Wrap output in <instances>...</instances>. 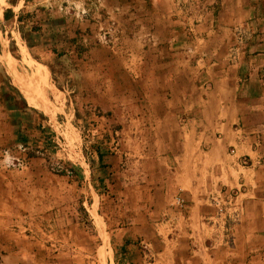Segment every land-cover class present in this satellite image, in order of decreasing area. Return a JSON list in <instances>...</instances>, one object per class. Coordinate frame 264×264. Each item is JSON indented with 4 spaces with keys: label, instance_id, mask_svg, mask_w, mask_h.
<instances>
[{
    "label": "rangeland",
    "instance_id": "obj_1",
    "mask_svg": "<svg viewBox=\"0 0 264 264\" xmlns=\"http://www.w3.org/2000/svg\"><path fill=\"white\" fill-rule=\"evenodd\" d=\"M15 1L0 3V264H264V204L262 214L248 206L245 219L243 187L208 192L198 208L204 226H183L198 234L175 238L161 262L164 243L141 220L148 205L155 224L163 210L160 192L148 186L158 188L170 175L158 160L174 116L165 114L166 106L180 104L181 119L213 115L185 109L206 96L200 85L209 78L203 61H189L191 54L215 51L236 61L264 53V12L256 27L236 28L225 46L196 43L201 9L188 8L190 0L178 4L193 19L175 15L176 24L149 9L164 10L162 0H38L14 17ZM115 1L125 9L94 16L95 8ZM256 1L264 8V0ZM58 8H89L85 19L93 23L94 16L99 25L84 27L75 9L63 15ZM23 20L26 27H16ZM67 31L75 33L71 42L79 40L78 59L108 37L112 53L98 54L99 66H84L101 75H82V62L65 55ZM175 70H181L176 78ZM225 153L232 156L235 148ZM178 200L177 216L187 210ZM132 214L140 218V237L121 241L116 234L132 226Z\"/></svg>",
    "mask_w": 264,
    "mask_h": 264
},
{
    "label": "crops",
    "instance_id": "obj_2",
    "mask_svg": "<svg viewBox=\"0 0 264 264\" xmlns=\"http://www.w3.org/2000/svg\"><path fill=\"white\" fill-rule=\"evenodd\" d=\"M37 1L16 0L11 6L14 17L23 12L25 7ZM162 1L165 2L164 10L160 7L149 9L158 10L159 19L164 22L179 23L180 20L175 18V15L182 16L184 20L193 19L192 17L187 18L186 11H183L187 7H179V0ZM190 2L188 8L201 9L199 10L201 15L197 19L199 23L194 27L195 32L203 33L199 36L195 34L197 44L207 45L215 40L219 44L229 46L236 28L256 27L259 17H262L264 12V8H260V2L256 0H202L201 2L190 0ZM0 3H3V0H0ZM118 3L115 1V5L110 8H95L94 16L97 17L98 12L113 16L117 11L125 9L118 8ZM70 9H75L74 15L79 18V24L84 27L90 25L93 29L99 25V21L94 16L93 23L85 19L90 15L89 8H58L63 15L69 13ZM19 25L26 27V22L18 21L16 27ZM64 35L68 40L65 55L69 58H77L74 47L79 40L76 43L71 42L75 33L70 31L65 32ZM25 38H28V34ZM108 41V37L103 36L98 44L95 43L84 52L83 59L77 58L82 62L83 67L89 64L99 66L101 62L97 60V55L112 53ZM44 49L47 51L46 48ZM201 55L192 53L189 61L204 62L205 70L202 73L209 78L200 85V88L206 96L199 104L191 103L186 105L185 109L189 111L195 107L212 109L213 115L208 119L190 115L181 119L176 111V109H181L180 104L172 103L166 106L165 114L174 112V116L169 121L170 130L163 134V140L167 143L158 160L165 165L168 169L166 172L170 175L160 181L158 188L148 186L150 190L148 192L153 191L152 194H155L156 189L160 192L161 198L164 199L163 210L158 212L160 218L157 224L154 223V210L149 205L141 217V220L153 229L151 234L159 236L164 243L161 251L158 252V262H161L163 257L171 252V244L175 238L184 235L193 237L198 234L189 232L183 226H194L195 224L204 226L202 220L205 218V213L202 209L199 211L198 208L199 205L204 204V197L208 192H214L226 186L232 189L243 187V204L247 212L245 219L249 217L248 206H255L256 213L262 214L261 206L264 204V53L250 55L248 58L239 55L236 61L231 60L229 54H219L215 51L205 54L203 58L199 57ZM43 66L49 70L48 65ZM193 66H195L193 67L194 73H198V66ZM189 69L192 71L191 67ZM178 71L181 70H175L171 76L176 78ZM87 72L89 75L92 73L96 76L101 75V72H91L85 67L80 73L85 75ZM39 75L42 76L41 73ZM8 77L7 75V79ZM29 102L35 105L33 100ZM222 110L226 111L222 112ZM166 119L169 118L166 117ZM163 120L165 117L154 121V128L151 126L150 130L155 129L156 131L157 126ZM200 125L202 128H199ZM230 146L235 148L232 156L225 153ZM147 156H149L148 152ZM242 159L247 160V165L243 164ZM204 161L208 163L202 168L199 163ZM197 180H205L207 183H202L203 186L197 187ZM177 196L187 206V210L181 211L178 216L174 207L179 201V198H175ZM128 218L132 226L119 230L116 234L119 235L121 241L123 239L133 241L140 237V233L137 232L140 218L138 219L133 214ZM204 231L209 232L207 229ZM256 231L259 232L261 229ZM165 238L167 239L164 240ZM129 246L135 247L133 244ZM192 253L196 254L193 250ZM204 263L213 264L208 260Z\"/></svg>",
    "mask_w": 264,
    "mask_h": 264
},
{
    "label": "built area",
    "instance_id": "obj_3",
    "mask_svg": "<svg viewBox=\"0 0 264 264\" xmlns=\"http://www.w3.org/2000/svg\"><path fill=\"white\" fill-rule=\"evenodd\" d=\"M224 193H228L229 194V192H227V191H225ZM216 204H218V203H216Z\"/></svg>",
    "mask_w": 264,
    "mask_h": 264
}]
</instances>
